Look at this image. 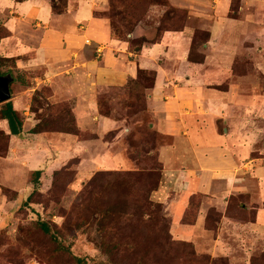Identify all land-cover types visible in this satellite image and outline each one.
Listing matches in <instances>:
<instances>
[{"label": "rangeland", "instance_id": "374dc122", "mask_svg": "<svg viewBox=\"0 0 264 264\" xmlns=\"http://www.w3.org/2000/svg\"><path fill=\"white\" fill-rule=\"evenodd\" d=\"M57 1L65 9V1ZM153 1L141 3L140 21L124 15L122 20L116 17L120 31L112 29L113 37L128 42L134 52L137 45L160 42L162 38L156 39L166 28L173 32L190 29V60L203 62L208 57L205 72L212 73L218 54L228 60V50L234 51L229 44L221 47V52L210 45L211 32L217 27L212 17L218 12L240 34L225 38L239 44L233 75L250 77L254 99L264 98V52L256 53L260 35L264 39V0H200L197 10L179 8L171 0H167L168 5ZM2 3L1 7H10ZM106 12L98 15L107 17ZM6 20L7 14L0 11V43L10 35L4 25ZM32 57L29 54L20 59ZM0 58V75L13 77L10 101L23 121L18 137L23 142L11 144L10 129L0 119V192L8 200L19 193L24 195L9 220L0 221V264H264V233L259 234L253 227L258 212L264 210V178L258 175L264 171V109L247 118L233 116L236 125L230 124L232 130L236 129L232 132L235 136L244 140L250 136L252 144H246L251 148L247 160L250 172H241L246 176L242 175L244 180L251 178L248 187L223 198L192 196L181 221L189 226L185 230L177 226L173 217L174 210L180 213L173 203L176 194L167 196L160 191L164 167L158 149L170 139L149 127L152 118L147 112V99L155 86L157 71L139 70L136 80L125 87H109L99 96L102 115L126 120L128 124L141 122L132 127L136 144H85L86 149L73 155L66 144L37 142L39 134L55 132L71 133L81 139L95 137L80 130L72 102L55 99L52 87L43 81V69L26 70L27 66L18 65L19 58L1 53ZM160 65L165 67L166 63ZM231 78L226 75L220 83L213 79L207 86L226 91ZM243 119L248 124L242 123ZM217 126L223 132L228 125L220 120ZM121 148L131 162L129 168L93 165L97 156ZM12 150L14 156H10ZM33 159L43 163L29 171L25 180L20 177L22 188L10 184L6 164L24 161L27 165ZM37 171L41 175L37 176ZM202 206L204 215L198 223ZM2 213L9 215L1 211L0 220ZM43 224L48 225L50 232L44 231Z\"/></svg>", "mask_w": 264, "mask_h": 264}, {"label": "crops", "instance_id": "0c3cea01", "mask_svg": "<svg viewBox=\"0 0 264 264\" xmlns=\"http://www.w3.org/2000/svg\"><path fill=\"white\" fill-rule=\"evenodd\" d=\"M3 1L10 4L9 8L0 5V11L7 14L4 25L10 35L1 41L0 53L19 58L18 65L27 66L26 70L43 69V81L52 87L55 99L71 101L80 130L95 135L92 139H81L71 133L39 134L38 143L66 144L73 155L86 149L85 144H136V133L131 135L132 127L141 122L136 120L135 124H128L126 120L102 115L99 96L109 87H125L129 81L136 80L139 70H154L157 78L147 99V112L152 118L149 127L170 139L158 149V157L164 167L160 191L167 196L176 194L173 203L180 208V213L174 210L173 217L177 226L189 230V226L182 225L181 221L192 196L204 194L223 198L248 187L251 178L244 180L245 175L241 172H250L247 160L251 148L246 144L252 143L249 135L247 140L235 136L232 132L236 129L232 130L230 124L236 125L233 116L247 118L254 111L264 109V98L260 101L254 99V84L251 85L250 77L233 75L239 44L227 42L225 38L240 34L231 29L232 24L226 23L223 15L218 12L213 17L203 15L214 18L217 24L211 32L210 45L215 51H223L220 48L229 44V49L234 51L228 50V60L219 53L213 64L216 70L206 73L208 57L203 62L190 60L193 43L190 29L166 31L160 42L144 45L139 53L133 52L128 42L115 39L110 20L98 15L109 9V0H64L66 8L62 13L54 11L53 0H0V4ZM199 1L171 0L174 6L194 10H197ZM225 5L227 7L226 1ZM193 13L201 16L196 11ZM258 32L260 34L261 30ZM263 40L260 35L257 54L264 52ZM29 54L33 57L23 60L25 64L20 57ZM161 62L166 66L161 67ZM226 75L232 77L228 90L207 86L213 79L220 83ZM220 120L228 125L223 132L217 126ZM1 122L6 123L8 130L7 120ZM242 123L248 124L244 119ZM111 133L114 135L108 139ZM10 135L11 144L23 142L18 138L21 134ZM89 152L94 154L91 148ZM10 156H14L13 150ZM94 160V166L109 169L129 168L131 165L122 148L117 152L108 151ZM42 163L41 159H33L27 165L24 161L10 162L6 164L9 166L6 178L13 186L21 187L20 177L25 180V175ZM258 175L264 178V171L260 170ZM23 196L19 193L15 199L8 200L0 192V212L9 214L2 213L0 221L9 220L12 211L22 203ZM203 215L202 206L198 223L202 222ZM257 219L253 227L259 234L264 233V210L258 212Z\"/></svg>", "mask_w": 264, "mask_h": 264}, {"label": "trees", "instance_id": "16d2710c", "mask_svg": "<svg viewBox=\"0 0 264 264\" xmlns=\"http://www.w3.org/2000/svg\"><path fill=\"white\" fill-rule=\"evenodd\" d=\"M17 1H23V0H17ZM147 1L150 2V0H109V11L106 12L107 13L106 16L107 18L110 19L113 31H115L116 33L120 31V28L117 26V23L115 21L116 17H120V20H122L124 16H127V18L131 17L132 19H139L140 21L142 18V9H143L141 6V3L144 4ZM154 1H158V2L163 1L164 5H168L167 0H154ZM52 6L56 13H62L64 11V9H61L58 6L57 0H53ZM65 8H66V1H65ZM168 29L166 28L165 31H167ZM170 30H172V28H170ZM162 36L163 34H159V37H157L156 40H160ZM142 46L143 45H139V46L137 45L134 52L136 53L140 52L142 49ZM0 66H1V58H0ZM101 105L102 104L99 99L100 112H102ZM0 119L8 121L10 133L12 135H20L22 133L23 121L20 118L18 112L15 110L14 105L11 101L3 104L2 108L0 109ZM36 174L37 176L41 175V171H37ZM43 229L45 232H50V229L47 224H43ZM166 233L167 234L170 233L168 229V225H167Z\"/></svg>", "mask_w": 264, "mask_h": 264}, {"label": "water", "instance_id": "95a60500", "mask_svg": "<svg viewBox=\"0 0 264 264\" xmlns=\"http://www.w3.org/2000/svg\"><path fill=\"white\" fill-rule=\"evenodd\" d=\"M13 77L11 75H0V104L9 102L12 98L11 84Z\"/></svg>", "mask_w": 264, "mask_h": 264}]
</instances>
